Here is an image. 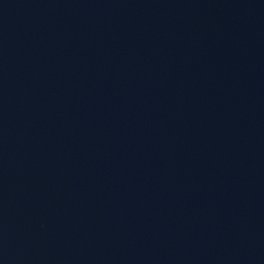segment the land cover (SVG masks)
<instances>
[{
  "label": "water",
  "instance_id": "water-1",
  "mask_svg": "<svg viewBox=\"0 0 264 264\" xmlns=\"http://www.w3.org/2000/svg\"><path fill=\"white\" fill-rule=\"evenodd\" d=\"M0 264H264V0H0Z\"/></svg>",
  "mask_w": 264,
  "mask_h": 264
}]
</instances>
